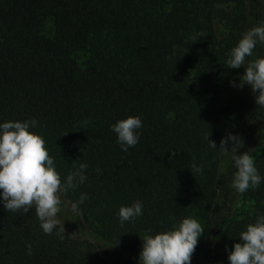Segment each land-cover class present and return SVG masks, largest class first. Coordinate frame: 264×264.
<instances>
[{
    "label": "trees",
    "instance_id": "1",
    "mask_svg": "<svg viewBox=\"0 0 264 264\" xmlns=\"http://www.w3.org/2000/svg\"><path fill=\"white\" fill-rule=\"evenodd\" d=\"M260 19L264 0H0V122L36 118L62 182L87 164V180L61 196L87 194L80 215L62 203L65 233L45 234L34 206L0 202V264H139L141 236L182 217L204 229L191 264H229L240 231L264 214V182L231 189L218 148L237 135L242 146L227 147L249 151L264 177V107L240 86L244 66L225 61ZM128 115L142 128L125 152L109 126ZM137 199L143 214L121 225L120 205Z\"/></svg>",
    "mask_w": 264,
    "mask_h": 264
},
{
    "label": "clouds",
    "instance_id": "2",
    "mask_svg": "<svg viewBox=\"0 0 264 264\" xmlns=\"http://www.w3.org/2000/svg\"><path fill=\"white\" fill-rule=\"evenodd\" d=\"M259 45L264 49V20L253 23L242 31L236 44L229 50L226 65L230 68L244 66L240 76L242 86H251L255 101L264 107V54H257L254 48ZM258 91V94H257ZM36 118L25 120H4L0 122V202L7 211L23 210L27 213L33 206L39 227L45 234L65 233L59 227L58 213L62 203L80 215L79 205L87 199L81 193L76 201H62L61 196L70 189H76L87 180V164L81 162L61 180L55 166V158L45 147L41 133L34 131ZM110 130L116 134L117 143L122 151L134 147L140 139L142 119L139 115H128L111 124ZM66 134V133H65ZM209 141V147L217 149L209 135L203 137ZM242 146V141L235 134L222 137L218 148L221 155L228 156L234 170L231 172L229 186L238 193L255 189L264 182L249 151L237 152L227 147L228 141ZM190 169L200 172L201 168L193 164ZM99 171V170H98ZM143 214V202L139 199L130 204H121L117 217L121 225L135 221ZM204 229L193 217H182L169 228L162 230L148 229L142 238L139 264H191V257ZM239 241L228 251L229 264H264V214H258L253 222L246 224L240 231ZM27 254H32L31 244L26 245Z\"/></svg>",
    "mask_w": 264,
    "mask_h": 264
},
{
    "label": "rangeland",
    "instance_id": "3",
    "mask_svg": "<svg viewBox=\"0 0 264 264\" xmlns=\"http://www.w3.org/2000/svg\"><path fill=\"white\" fill-rule=\"evenodd\" d=\"M193 218H195L200 223V219L199 218H196V217H193ZM71 233L74 236H79V237H85L86 236L83 232H77V230H71Z\"/></svg>",
    "mask_w": 264,
    "mask_h": 264
}]
</instances>
